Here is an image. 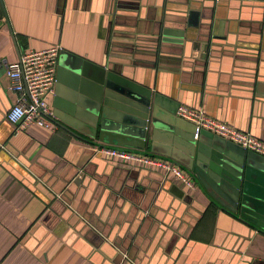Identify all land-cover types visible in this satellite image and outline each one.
Segmentation results:
<instances>
[{
  "label": "crops",
  "instance_id": "obj_1",
  "mask_svg": "<svg viewBox=\"0 0 264 264\" xmlns=\"http://www.w3.org/2000/svg\"><path fill=\"white\" fill-rule=\"evenodd\" d=\"M53 45L58 66L115 68L264 141V0H0V264H264V234L197 184L110 160L69 126L15 132L4 63Z\"/></svg>",
  "mask_w": 264,
  "mask_h": 264
},
{
  "label": "water",
  "instance_id": "obj_2",
  "mask_svg": "<svg viewBox=\"0 0 264 264\" xmlns=\"http://www.w3.org/2000/svg\"><path fill=\"white\" fill-rule=\"evenodd\" d=\"M176 37L184 39L182 33ZM164 41L184 45L183 40ZM60 61L55 125L69 133L68 126L73 128L78 139L97 147L150 149L148 155L185 170L219 208L264 234V157L206 131L195 140V128L177 117L178 104L123 71L77 56Z\"/></svg>",
  "mask_w": 264,
  "mask_h": 264
},
{
  "label": "built area",
  "instance_id": "obj_3",
  "mask_svg": "<svg viewBox=\"0 0 264 264\" xmlns=\"http://www.w3.org/2000/svg\"><path fill=\"white\" fill-rule=\"evenodd\" d=\"M62 51L61 46L53 45L41 51H26L18 62L4 63L6 75L11 80L9 90L17 96L16 102L7 113V121L14 127L15 132L26 131L33 126L52 133L56 131L49 100L55 95L57 67ZM177 116L195 128V140L199 139L201 132L206 131L264 157L263 140L217 120L201 109L181 105ZM96 153L133 166L161 168L177 183L189 189L196 188L195 181L185 170L162 159L113 147H98ZM124 257L128 259V264H133L127 255L124 254Z\"/></svg>",
  "mask_w": 264,
  "mask_h": 264
}]
</instances>
